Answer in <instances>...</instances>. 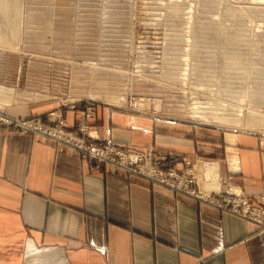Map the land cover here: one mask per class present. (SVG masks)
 <instances>
[{"label": "rangeland", "instance_id": "rangeland-1", "mask_svg": "<svg viewBox=\"0 0 264 264\" xmlns=\"http://www.w3.org/2000/svg\"><path fill=\"white\" fill-rule=\"evenodd\" d=\"M245 1L10 0L7 21L12 31L15 20L17 29L16 34H9L12 39L9 35L6 38L3 52L8 73L17 78L5 84L11 91L6 92L10 99L4 102L22 100L23 106L47 104L55 108L46 119L8 116L1 109L0 128L49 139L81 158L113 169L82 147L32 128H55L62 136L81 141L85 148L112 145L115 151L132 155L130 160L136 157L131 164L135 173H130L152 184L140 175L148 160L161 172L172 173L170 176L200 192L209 190L218 198L228 196L226 190L246 194L233 180L237 170L233 149L229 157L223 153L221 165L216 159L198 157V166L201 162L217 164L215 177L206 179L196 163L182 158L183 169L161 165L168 158L156 154L152 147L136 149L110 140L102 142L87 124L94 116V106L102 104L212 132L225 145L223 150L229 143L233 145L238 133L256 135L264 141V5L252 7ZM167 48L173 52V62L165 55ZM177 57L188 60L181 63ZM97 94L101 97L89 96ZM139 101L142 105L137 104ZM76 106H81L82 112L74 129H68L61 109ZM196 107L212 114L230 110L239 118L255 111V122L244 126L206 122L193 115Z\"/></svg>", "mask_w": 264, "mask_h": 264}, {"label": "crops", "instance_id": "crops-1", "mask_svg": "<svg viewBox=\"0 0 264 264\" xmlns=\"http://www.w3.org/2000/svg\"><path fill=\"white\" fill-rule=\"evenodd\" d=\"M6 22L0 0V110L46 119L55 106L4 102L11 91L5 84L17 78L8 73L3 52ZM94 108L87 124L100 141L152 147L168 158L161 165L183 169L184 158L198 166V157L221 165L223 153L229 157L233 149V180L260 206L261 137L238 133L223 150L219 137L197 127ZM61 111L65 127L74 129L82 107ZM129 173L49 139L0 128V264H264L262 228Z\"/></svg>", "mask_w": 264, "mask_h": 264}, {"label": "built area", "instance_id": "built-area-1", "mask_svg": "<svg viewBox=\"0 0 264 264\" xmlns=\"http://www.w3.org/2000/svg\"><path fill=\"white\" fill-rule=\"evenodd\" d=\"M32 129H36L44 134H47L55 139L68 141L71 145L82 147L81 150L91 153L97 160H104L109 163L113 168H121L129 172H134L131 168V164L137 160L134 157V161L130 160L132 155H127L125 152L115 151L112 145H94L88 148L82 146L81 141H76L71 138H67L61 135V132L55 128L42 129L37 125H33ZM86 150H84V149ZM126 162L127 165L121 164ZM145 161L143 162V165ZM146 167L141 171L142 176L150 179L154 184L170 189L171 191L177 192L181 195L188 196L204 202L214 208L238 216L248 222L254 223L264 230V186L259 196V205L255 206L251 203L250 198L237 190L235 192H226L228 196L218 198L213 194L215 192L202 191L198 189H192L186 186L182 179L177 178L172 173L166 174L161 172L158 167H153L150 160L146 161ZM148 167V168H147ZM140 171V168L138 169ZM138 171V172H139ZM137 174V173H136Z\"/></svg>", "mask_w": 264, "mask_h": 264}, {"label": "bare ground", "instance_id": "bare-ground-1", "mask_svg": "<svg viewBox=\"0 0 264 264\" xmlns=\"http://www.w3.org/2000/svg\"><path fill=\"white\" fill-rule=\"evenodd\" d=\"M6 1V19H8L7 17H9V15L11 14L10 9L12 8V3H8L10 2V0H5ZM262 0H248L245 4H248L252 7H262L264 4L261 2ZM7 4H8V8H7ZM14 7V6H13ZM14 9V8H13ZM8 11V12H7ZM22 13V12H21ZM173 15H179L180 12H171ZM10 17H13V16H10ZM192 20V19H191ZM11 21V19H10ZM12 23V22H11ZM7 24V37L8 35L11 33L12 35L16 34V25L12 23V26L14 27V30H10L9 29V25H8V21L6 22ZM191 26V25H190ZM18 31V30H17ZM11 37V35H9ZM12 39V37H11ZM174 51L177 52V50L174 49ZM165 52V55L166 57L170 58L173 62V52H171L168 48L164 51ZM182 56V54L180 55V57ZM180 57H177V59L179 60V62H184L185 60L181 59ZM188 60V59H187ZM186 60V61H187ZM185 61V62H186ZM137 62V61H136ZM140 64V63H139ZM92 65V64H90ZM180 65V64H179ZM181 66V65H180ZM256 78H257V75H256ZM253 91V90H252ZM254 93V92H253ZM91 98H100L101 95H89ZM254 96H256V94L254 93ZM109 97V96H108ZM75 98V97H74ZM115 98V97H114ZM117 98V97H116ZM249 99H251L250 97H248ZM110 99V98H108ZM112 99V98H111ZM113 100V99H112ZM121 100V99H120ZM148 100V99H147ZM144 101V99H143ZM143 101H139L137 102L138 105H142ZM254 101L253 99L250 100V102ZM146 102V101H145ZM151 102V101H149ZM152 103V102H151ZM121 104V103H120ZM136 105V104H135ZM147 105V104H146ZM137 106V105H136ZM144 107V105H143ZM207 107V106H205ZM212 107V106H211ZM226 107V106H225ZM214 108V107H213ZM215 109V108H214ZM220 108L216 109V112L217 110H219ZM223 109V108H222ZM228 109V108H227ZM239 109V108H238ZM193 110V108H192ZM191 110V111H192ZM224 111V110H223ZM238 111V110H237ZM209 112V111H208ZM206 110H202L201 108H198L196 107L194 110H193V115L198 117L199 119L203 120V121H206L208 122L209 120H213V121H217L218 123L219 122H231V123H234V124H240L242 126L244 125H252L254 122H255V115H254V112L252 113H248L247 114V117L244 116V117H241L239 118L238 116H236V114L230 112L229 111H226V112H221V113H208ZM242 112V111H241ZM243 115V113H241ZM238 115V113H237ZM197 119V118H196ZM244 122V123H243ZM13 125V124H12ZM92 135V134H91ZM199 162V161H198ZM208 162V161H207ZM198 169L201 170L203 172V174L206 176L205 178L207 179V176L208 178L210 179L211 176L215 177V175L217 174V164L215 162H210V163H205V162H201L200 165L198 166ZM219 174V173H218ZM208 179V180H209ZM236 187V186H235ZM204 189V187H203Z\"/></svg>", "mask_w": 264, "mask_h": 264}]
</instances>
